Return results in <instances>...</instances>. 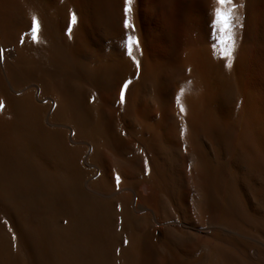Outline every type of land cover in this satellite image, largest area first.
Listing matches in <instances>:
<instances>
[{
  "label": "rangeland",
  "instance_id": "374dc122",
  "mask_svg": "<svg viewBox=\"0 0 264 264\" xmlns=\"http://www.w3.org/2000/svg\"><path fill=\"white\" fill-rule=\"evenodd\" d=\"M27 1L28 4L22 0L23 4H26L21 5L23 7L20 6L21 0H13V5L6 7L0 4V40L6 45L16 47L21 45L26 48L37 45L41 47L43 43L41 41L44 39L42 24H45L55 40L65 41L68 62L73 63L80 75L78 79L72 80L76 82H73L75 86L72 83L70 86L78 90L82 96L83 110L92 115V124L85 127L76 125L78 130L75 134L78 137L75 140L82 144L80 142L72 144L67 140V137L72 135L71 132L63 128L50 129L48 125L43 124L55 136L61 137L59 138L61 153L64 154L36 144L31 138L30 131L34 125L42 126L40 116L50 111L46 98L58 99V102L68 108L56 109L55 115L58 117L60 114L59 121L69 123L76 119L72 109L66 104L68 98L62 97L65 91L64 83L57 77L47 75L35 68L31 69L26 80H17L15 87L20 91L12 93L8 91L0 76V101L4 104L0 109V148L4 150L13 148V155H9L11 156L9 163L14 167L12 171L3 170L0 157V245L6 243L8 249L14 252L15 243L18 242L23 247L27 243L22 230L35 229L42 232L46 238L49 258H54L59 264H128L126 259L128 243L124 244L123 241H128L130 236L140 233L139 235L147 236L150 244L155 246L153 250L156 255L162 254L160 243L164 241L177 257L176 264H203L201 259L208 256V243L210 245L215 234L211 224L208 223L204 208L201 207L200 186L196 187L198 184L201 185L199 169L195 161L197 156L210 162L208 165H224L226 176L232 177L236 184V193L239 203L241 202L240 220H247L243 223L248 233L264 241V101L262 100L264 90L263 92L254 90L249 93L250 96L257 98L260 104L257 102L255 111L244 110V112L240 109L242 97L239 95L241 93L238 85H233V88L223 85L225 89L229 87L227 92L222 86L218 91L219 85L216 83L218 96L216 95L210 102L211 108H215L213 113L218 111L217 114H212L213 126L210 125L209 130L203 129V132L202 128L199 130L200 127H194L193 134L186 132L185 129L181 138L180 127L185 128L184 120L187 114L186 111L180 113L176 98L189 91L194 78L189 67L184 63L165 61L157 57L159 52L157 18L154 11H149L147 6L150 5L149 2L139 3L133 0L132 12L129 13V18L135 26L133 32L131 29L123 28V0H34L35 3L33 0L32 3ZM70 13L76 15L77 23L69 34L67 23ZM32 17L37 18L41 27L38 43H33L31 40ZM125 34L140 38L141 48L135 52L140 64L143 65V67L140 65L139 69L125 54L123 45ZM21 37H26L23 43H20ZM32 39H36L35 28ZM244 47L239 53L242 56L248 52V47H245L246 50ZM238 58H240L239 62L245 64V56ZM92 71L96 72V75ZM138 74L142 77L137 76ZM124 80H129L130 84L125 90V103L121 104L118 93ZM37 82L43 86L41 98L45 99L41 101L30 97L32 94L30 90L27 92L30 89L29 85ZM12 99L14 101L17 99L21 105L23 103L26 110L23 108L19 110ZM95 101L102 102L104 112L111 115L112 143L94 136L91 129H94L96 121L92 113V104ZM14 111H18L19 117ZM62 112H65L64 115ZM246 137L252 141L251 145L246 144ZM84 141L87 142L84 144ZM88 141L93 144L92 152H95V155L86 146ZM84 146L87 147L85 150H83ZM3 158L7 157L3 155ZM93 162L96 163L97 168L91 165ZM27 165L32 166L30 175L36 178L33 180L34 185L22 171ZM154 167L156 170L161 169L158 170L160 172L164 169L163 172L170 175L173 183L172 186L167 185V194L158 197L159 220L168 222L176 219L184 224L179 233L165 228L162 231V240L159 238V241H155L156 237L150 233L155 224L151 220L138 218L137 213L131 212L126 206L135 200V195L147 196V189L144 188L147 182L151 181ZM73 170H78L82 183L90 182L98 188L103 187L106 193L109 192L108 197L93 199L95 213L102 217V221L94 236L95 239L89 240L88 244L86 242V237H89L88 220L86 222V218L83 219L80 226L76 222L77 210L69 207L68 204L64 208L63 203L60 206H51L52 202H47V195L42 191L49 180L55 179L58 182L62 179L61 176L64 177ZM116 175L120 177L119 185L114 179ZM28 209H36L34 210L36 213ZM72 250L77 251V255H74ZM30 255L31 252L28 255L30 261H34L31 258L33 255ZM4 256L5 252L0 251V264Z\"/></svg>",
  "mask_w": 264,
  "mask_h": 264
},
{
  "label": "bare ground",
  "instance_id": "6f19581e",
  "mask_svg": "<svg viewBox=\"0 0 264 264\" xmlns=\"http://www.w3.org/2000/svg\"><path fill=\"white\" fill-rule=\"evenodd\" d=\"M29 1L30 3H32L31 0ZM138 1L139 3L144 1L145 3L149 2L150 5H147L149 11H154L156 13V17H155L157 18V21L155 20L157 22L156 33L158 34V45H159V52L157 54V57L165 61L171 60L172 62L174 61L182 62L189 67L193 75L194 80L190 85V89H188L189 91L187 93H182L181 97H179V100L181 104L184 106L187 114L184 120V126L185 129L187 130L186 132L193 134L192 131L194 127H200L199 130L202 128V132H203V129L209 130L208 128L210 127V125L213 126L214 120L212 119L213 118L212 114L214 115L218 111L213 113L215 108L214 109L211 108L210 102L217 95L216 93L217 89H215L216 83L217 85H219V87H217L218 91L220 86H222L223 88V85L224 86L227 85L230 87L232 86V88L233 85L234 86L238 85L239 92L241 93L238 94L241 95L242 97V106L240 105V107H242L240 108L241 111L244 110L248 112L255 111L258 99L253 96H250L249 93H251L252 91L254 92V90H259V91L261 90L262 92L264 90V0H233V4L235 5V8L232 12V35L234 40V56L231 67H224L226 61L220 58L219 46L217 45L216 48L212 47L219 37V32L214 24L213 10L216 7L215 0H137V2ZM13 3H14L13 0H0V4L2 5V7L4 6L6 7L7 5L10 4L13 5ZM25 3L28 4L29 2L28 1L26 2L25 0ZM34 3L32 4L33 6ZM21 5H26V4H23L22 2L20 3V6ZM42 27H43L44 39L41 42L45 44L42 43L41 47H38V45L27 48L23 47V45H21L20 47H16L14 45H9V44L6 45L0 40V49L3 50L2 57H0V76L2 80H4L5 86L8 88V91L12 93L17 92V90L20 91L19 88L16 90L17 87H15V83L18 82L17 80L19 79L26 80V77L28 76L31 69L34 70L35 68L40 69L43 73L47 75H52L57 77L59 80H61L62 83H64L65 87L63 90L65 91L64 94H62V97L65 99L68 98L66 100V104L72 109V113L76 119L70 121L71 123L69 121H68L69 123H67L64 120L63 121L65 123L59 121L60 118L58 119V117H60V114L58 113L59 115L57 117L55 115V111L61 108L63 109L64 108L68 109V108L64 107L60 101L58 102L57 101L58 99L56 100L53 98H46L48 100L47 105L49 106L50 111L49 112L47 111L48 112L47 114L42 113V115L40 116V121L42 123V126L38 127L31 122L34 125V128H32V130L30 131L31 138H33L36 144L44 148H47L50 151L64 154L61 153L62 147L60 145V140H59V138L61 139V137L55 136L51 131L48 130L49 128L47 129V127L43 124L48 125L50 129L51 127L53 128L56 127V128H63L65 129V131L71 132L72 135L70 137H67V140L72 144L75 143L78 144V142L80 141L77 142V140H75L78 137L76 136L77 134H75L76 131L78 130L76 128V125L79 124L82 125L83 127L88 126L89 124L91 125L92 115L86 110H83V105L81 104L82 96L78 93V90H75V88L73 87L75 86L74 83L76 82L72 80L78 79L80 75L77 69L75 68V66L73 65V63H71L72 64L71 65L68 62V57L66 53V42L62 40L59 41L55 40L52 33L48 31L46 25L42 24ZM243 46L248 47V52L246 53V55H244L246 59L245 64L238 61V59L240 60L238 56L244 57L241 54H239ZM135 55L137 57L136 53ZM140 65L143 67L142 64ZM170 66L171 65H169V67ZM92 73L96 75L95 74L96 72L92 71ZM140 75L141 74H138L137 76L142 77ZM142 80H144V78ZM71 83L74 85L70 86ZM29 87L30 89H28L27 92H29L30 90V92L32 93L31 96L28 94L30 97H34L36 101H41L45 99L44 97H42L43 99L41 98V92L43 91L42 90L43 86L41 85V83L39 82L32 83L29 85ZM227 88L229 87H226V89ZM232 88H230V90ZM224 89L225 88H223V90ZM226 89L225 91L228 92V89L227 90ZM232 95L233 94H231V96ZM12 97L14 96L12 95ZM262 100L264 101V97H262ZM14 103L16 104L15 106L18 109L19 108L25 109L23 103L21 105V103H19L17 99L14 101ZM101 103H99V101H95L92 104V113L94 115L93 117L96 118V121H95L94 129L93 128L91 129L93 130L94 136L101 137L105 142L109 143L112 141L111 131H110L112 118L110 114L104 112ZM45 108L46 107L44 106V109ZM27 109L29 110V108ZM14 112L17 113L18 111L17 112L14 111ZM64 113L62 112L63 115ZM19 115L17 113L18 117ZM22 124L23 123H21V125ZM197 129L198 128H196V130ZM79 131L78 134L80 133ZM197 132L199 131L197 130ZM83 135L85 136V134ZM191 137L193 136L191 135ZM249 139L245 140L247 145L252 144V141ZM82 140H86V139H82ZM89 141L86 146H88L89 150H91V153H93L92 152L93 144L92 143L90 144ZM86 142L87 141H84V144ZM67 144L69 145V143ZM80 144H82V142H80ZM86 148L87 147L84 146L83 150H85ZM86 153L84 152V154ZM94 153L93 155H95ZM3 155H5V157L7 158L4 159ZM9 155L11 156L13 155V148H8V150H4L0 148L2 169L7 171H12L14 167L9 163L11 162L9 161L11 160L10 158L11 156ZM191 160L194 159L191 158ZM195 161L197 163L198 166L197 169H199V175H200L199 181L201 185L197 183L198 185L196 187L198 188V186H200L201 189L199 195L200 196L199 199L202 205L201 207L204 208L207 214L208 223L211 224L213 233L215 234V237H213L214 239L212 240L210 245L208 243V251H209L208 256L201 259L203 264H264V241L260 240L254 234L248 233V231L245 229L246 228L245 224L243 223L246 222L247 220L246 221L240 220L241 202L239 203L234 179L232 177L226 176L224 171L225 170L224 165H219V166L208 165L210 162L209 163L206 162L203 159V157L200 158L199 156L196 157ZM93 163L91 165L97 168V166L95 165L96 163L94 164ZM154 168L152 170L151 181L147 182L146 188H144L147 189L148 192L147 196L135 195V200L133 202L126 204V206L128 207L127 209H129L131 212L137 213L138 218L139 217L143 218L146 221L151 220V222L155 224L152 227L150 233L156 237L155 241H159V238L161 239L162 236V231L165 228L172 230L174 233H179L182 231L184 224H182L181 221L176 220L175 217H174L175 220H171L168 222H163L159 220L158 203L160 202V199L158 197L161 194H167L166 188L169 185L172 186L173 183L170 175L168 173L163 172L164 169L163 171L160 172L158 170L161 169L156 170V168L155 169ZM22 171L27 175L26 178H28L29 182L32 181V185H34L35 183L33 180H36V178L30 175L32 173V166L27 165L24 167V170ZM61 177L62 179L60 181L58 180V182L55 179L54 180L56 182L54 180H49V183H47L46 188L44 187L45 189L42 190L43 194L47 195L48 203L52 202L51 206L53 205L60 206L63 203L64 208L65 205L68 204L69 207L74 208V210H77L78 211V212L76 211L77 214L75 213L76 222L79 223L80 226L83 219L86 218L85 220L86 222L88 220L89 223L87 225V232L89 233L88 234L89 237H86L87 239L86 242L88 244L90 243L89 240L93 241L95 239L94 236L98 228L100 227L102 221V217L98 213H95L96 208L94 206L95 201L93 199H98L99 197L102 198L108 197L109 194L107 193L109 192L106 193L105 190L102 189L103 187L98 188L96 186H93L92 183L90 182L82 183L78 170H73L66 176L64 177L61 176ZM91 207H93L92 210ZM34 210L32 209L31 211L35 212ZM129 210H126V212ZM204 210H202V212ZM72 213L74 214V212ZM244 216L247 215L244 214ZM70 222L69 224L71 225ZM212 229H210V231ZM139 234L140 233L130 236L128 238V254L126 256V259L128 260L127 261L128 264H176L177 257L171 250H169L168 246L164 241L160 243L162 248L161 250L162 254L160 255L157 254L158 255L157 256L153 250L155 246H153V244H150L149 240L146 238L147 236L143 234L142 235ZM22 235L27 240V243L25 244L27 246L25 247L24 245L23 247L17 242L15 243L16 250H14V252L8 249L6 243L5 244L1 243L0 251L5 252V256L3 258L2 264H48V262L49 263L52 262V264H59L58 261H56L54 258L51 257L49 258L47 254L48 244L42 232L37 231L35 229H24L22 230ZM18 236L20 237V235ZM66 241L64 242L66 243ZM87 246L85 247L87 248ZM7 249L9 251H7ZM29 252L32 253L33 257L31 258H33L34 261H30L28 257ZM76 252L77 251L72 250V253L74 255H77Z\"/></svg>",
  "mask_w": 264,
  "mask_h": 264
},
{
  "label": "snow or ice",
  "instance_id": "6c2138e0",
  "mask_svg": "<svg viewBox=\"0 0 264 264\" xmlns=\"http://www.w3.org/2000/svg\"><path fill=\"white\" fill-rule=\"evenodd\" d=\"M132 2L133 0H123V28L125 30L131 29L133 32L135 31V26L131 22L129 18V13L132 11ZM216 7L213 10L214 13V24L219 32V37L217 41L213 44V48L219 46V55L220 58L226 63L224 67H231L234 56V40L232 35V12L235 8L233 4V0H215ZM77 23V17L75 14L70 13L68 16L67 23V31L70 34L73 26ZM33 28H35L36 39H32ZM39 32H40V23L36 17H32L31 19V29L30 35L33 43L39 42ZM26 37L20 38V43L24 42ZM123 45L126 56L129 58L131 63L136 66L137 69L140 67V61L137 59L135 52L139 51L141 48L140 38L136 35L125 34L123 38ZM2 49H0V57H2ZM130 81L124 80L123 83L119 87V102L121 104L125 103V90L129 87ZM176 103L179 106V111L181 114L185 112V108L182 104H180L179 97L176 98ZM4 107L2 101H0V109ZM185 133V128L183 126L180 127V136L183 138ZM145 171L147 172V161L145 162ZM117 185L120 183V177L116 175L114 177ZM117 208L119 206L117 205ZM124 244H127L128 241L124 240Z\"/></svg>",
  "mask_w": 264,
  "mask_h": 264
}]
</instances>
